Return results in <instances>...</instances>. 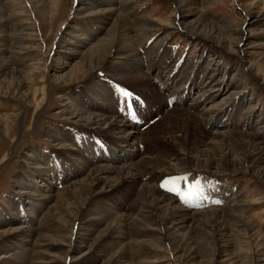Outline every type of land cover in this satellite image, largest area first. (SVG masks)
Listing matches in <instances>:
<instances>
[{
  "label": "rangeland",
  "instance_id": "obj_1",
  "mask_svg": "<svg viewBox=\"0 0 264 264\" xmlns=\"http://www.w3.org/2000/svg\"><path fill=\"white\" fill-rule=\"evenodd\" d=\"M103 1L0 0V29L6 31L9 47L3 56L13 58L9 66L14 70L0 74V231L27 226L22 236L6 233L0 237V264H32L36 260L44 264H264V159L257 161L252 154L256 147L249 145L253 139L248 136L264 129V0H198V6L182 7L173 0H132L121 6L119 11L128 19L162 22L153 23L156 30L150 34L146 30L136 43L140 54L150 56L146 60L148 68L154 69L149 73L154 82L152 90L144 84L137 86L131 78L130 82L119 80L109 72L107 61L95 66L96 56L81 53L89 48L88 44L73 49L63 42L72 33L83 35L91 43L103 37L105 32L94 34V14ZM85 5L90 9L78 10ZM196 7L202 13L193 14ZM200 14L210 25L202 35H191L176 24L170 25L175 21L198 26ZM257 17L259 21L255 22ZM205 36L214 41L209 43ZM117 45L121 52L125 50L123 43ZM163 51L166 58L155 59L154 55ZM211 61L216 62L227 81L235 76L238 90L245 91L247 101L234 114L193 107L202 92L199 87L183 99L182 106L175 104L181 96L180 87L188 85L187 79L192 77L203 84L205 77H200L196 68L208 69ZM137 66L124 57L114 68L134 74ZM85 68L88 73L79 77ZM155 68L161 71L159 76ZM145 70L139 69L141 73ZM182 72L184 84L178 80ZM170 81L172 88L163 89ZM95 84L98 89L108 85L116 93L112 95L113 109L122 111L121 117L130 118L141 132V153L131 161L147 156L142 168L163 171H170L172 163L184 164V172L154 171L143 181L148 179L178 206L196 213L194 224L169 229V222L156 220L166 216L164 208L152 214L144 212L146 208L130 207V186L125 182L112 191L105 183L90 191L86 186L89 181L84 179L86 173L72 172L75 162L71 157H79L80 153L70 151V141H84L88 129L79 117L70 118L65 108L84 107L89 114L96 112L97 96L89 92ZM155 92L160 93L159 100L152 99ZM222 96L214 101L222 100ZM180 109L200 115L204 123L216 118L225 121L220 128L211 129L215 137L202 143L201 132L206 131L203 123L195 121V126L184 115L182 124L169 116V111ZM249 113V125L242 127ZM179 127L182 137L177 132ZM50 131L62 139L55 142ZM102 140L110 142L106 137ZM128 145L127 149L133 147ZM99 152L98 148L94 153ZM179 153V160L174 161ZM201 167H208L209 172L200 171ZM42 170L48 175L47 181L42 179ZM77 180L78 185L69 187ZM29 183L38 188H45L41 184L50 186L48 191L55 196L46 209L26 196L33 192ZM81 183L84 189L78 191ZM101 190L106 192L98 193ZM116 203L120 205L117 213L132 215L127 227L116 222ZM22 208L31 222L7 224L5 217L11 218ZM34 228L38 237H28ZM160 260L164 261L152 262Z\"/></svg>",
  "mask_w": 264,
  "mask_h": 264
},
{
  "label": "bare ground",
  "instance_id": "obj_2",
  "mask_svg": "<svg viewBox=\"0 0 264 264\" xmlns=\"http://www.w3.org/2000/svg\"><path fill=\"white\" fill-rule=\"evenodd\" d=\"M95 1H97V0H95ZM130 1H132V0H124V1L123 0H105V1H103L104 5H102V8L99 9L94 14V17L97 16V19L95 20V23H94V28H95L94 34H99V33L105 32L103 37L101 39H99L97 42L95 41V43H91L90 41H88L89 39L84 38L83 35L75 34V33H72L70 38H64L63 42L65 40V42L69 43L70 47H72L73 49L80 48L82 46L84 47L88 44L89 48H86L81 53H82V55H84V54L87 55V57L96 56V62L97 63L95 64V66H97L99 64L102 65V63L104 61H107V63H108L107 66L109 68V72L112 75L116 76L119 80L125 81V80L129 79L128 82H130V80L132 79L133 82H137L136 83V84H138L137 86L142 87L143 86L142 84H144L147 86L146 88H150L152 90L153 89L152 86H154V82L150 76L151 74H149V73L153 72L154 69L153 70L151 68L149 69L147 66L148 65L147 60L150 59V56L147 55L146 56L147 60H146L144 55L140 54L138 52V50L136 48L137 47L136 43H137V40H139V39H137V37H139V35H141L142 33H144V32L146 33L147 31L149 33V31H155L156 30L153 23H157V24L161 25L162 22L159 20H154V19L150 20L147 18L146 19L145 18L144 19L143 18H139V19H128V18H126L125 15L121 11H119L120 10L119 8L123 5H126L127 2H130ZM173 1H175V3L179 2L180 7H182L184 5H188V4L190 6H193V5L195 6L198 3V0H178V1L173 0ZM100 3H102V2H100ZM196 6H198V5H196ZM86 8L90 9V7H87L85 5L84 7H79L78 10H82V11L88 10ZM123 9L124 8H122V10ZM198 11L202 13V11L200 9H198L197 7H196V9L194 8L191 12H193V14H194V12L198 13ZM105 14H107L108 16L102 17ZM1 21H0V23H1ZM206 21L207 20H206V18H204V15L202 17V14H200L198 26H193V22L187 23V24L185 23L186 25H184L182 23L177 24L175 21H174L175 23L173 22L170 25L176 24L177 26H180L182 28V30H186L189 34L198 36L204 31L203 30L204 28L206 29V26H210L209 24H207ZM254 21L258 22L259 17H257ZM167 24H169V23H167ZM170 27L172 28L173 26H170ZM204 33H206V32L204 31ZM205 37L209 43H212L214 41L213 37H211V36H205ZM215 38H217V37H215ZM7 39H8V35H6V31H4V28H1L0 29V74H3L5 72H7L8 70H11L12 72L14 71L9 66L10 64H13V58H11L10 55L9 56H3V54H5L6 51H7L6 53L9 52V47L6 44ZM119 42L123 43V47H124L123 50L125 49L123 52H121L122 49H119V46L117 45ZM76 54H79V53H76ZM124 57L128 58L129 62H131L133 64H135V63L138 64V66L135 68L138 71H136L134 74H130L129 72L120 71V69H122V68H120V69L114 68V65L118 64L119 60L123 59ZM154 57H155V59H163V60L166 58L164 56V51H163V53L161 52L160 54L157 53L156 55H154ZM199 58L201 59V56ZM99 61H101V62H99ZM158 61H160V60H158ZM182 62H183L182 64L184 65V59H182ZM208 65H209L208 69L206 67L201 68L199 66L196 68V72L200 73V77H202V78L205 77L203 84L202 83L200 84L198 81L191 79L192 77L187 79L186 83L188 85L185 88H184V85L182 86V88L180 87V91L178 94L181 96H179V97L177 96L176 101H178V102L175 104L182 106L181 102H184L183 99L187 98V96L191 93L192 89H196L199 87V89L200 88L202 89V92L195 99V101L193 103V107H201L202 109H205V112L208 109L211 112H216V110H217L219 113L225 112V113H229V114H231V113L234 114L235 110L238 109L240 106H242V104H244L247 101L245 91L242 89L238 90L239 85L237 84V80H235V76L231 77L227 81L226 76L224 75V73L222 74V72H221L220 68H218L216 62L214 63L211 61V62H209ZM127 67L128 66H125V67H123V69H125ZM175 67H177V65ZM141 68H146V70L141 73V71H139V69H141ZM173 69H174V67H172L169 70V73L170 72L172 73ZM88 70H90L89 67H88ZM88 70L86 68L80 70L79 77H81V76L84 77L88 73ZM155 70H157V69L155 68ZM159 72H161V71H159V69H158L157 74ZM159 74L157 76H159ZM157 76H156V78L158 79ZM178 80H182L183 81L182 84H184L183 72L179 73V79ZM172 83H173L172 81H170L168 83V85L165 83L163 86L164 87L163 89H167L170 87L172 88V86H173ZM107 86H106V88L103 86L100 89H98V84H95L93 87L90 88L89 92H92L94 95L97 96V100H96L97 104L95 105L96 112H92V113L90 112V114H89V112H87V110H85L84 107L81 109H77V108H73V107L72 108L71 107L65 108V113L67 115H69L70 118L79 117V120L85 121L84 126H85V128L88 129V133L85 135L84 141H81V142H76L74 140L70 141L71 147H68V148L70 149V151L79 152L80 153L79 157L81 158L80 159L81 161H80V160H78V158H79L78 156L71 157V159H73L75 162V163L73 162L75 164V169L72 172L75 174L76 173L77 174L86 173V177L84 179L86 181H89L86 184V186L88 189H90V191L95 188V185L100 184V183H103V184L105 183L110 188L109 191H112L113 188L116 185H119L120 182H125L127 185L130 186V189H129L130 191H128V194H127V196L129 197V198L127 197V199L130 201V204H131L130 207H136L138 209L139 208L140 209L146 208V210L144 212H149L152 214H154L157 209L164 208V211L166 212V216H164L163 218H160V216H159L158 218H156V220L158 219L157 221L159 222V221H161V219H163V221L169 222V224H170L169 229L178 230L180 228L187 226V224H189V223L191 224L193 222V224H194L195 219H196V216H195L196 213L188 212L184 208L178 206L175 203V200H173L169 196L162 193L154 185H150L148 182L149 181L148 179H147L148 181L147 180L143 181V178H145V176L146 177L148 175L152 176L150 174L154 171H156V172L161 171V172H164L165 174L179 173L180 171L184 172V171H186V169L183 168L184 164H181L179 166H177V165L180 164L181 162L180 163L178 162V164H176L177 162L175 164H173V163L170 164V165H174L173 167H170V165L167 164L171 170L170 171H167V170L163 171V170H151L148 168H142L140 165H143L146 163L144 158H147V156H142L141 158H139L136 161H131V159L134 156H137V155H139V153H141L140 149L138 147V142H139L138 135L141 132H140L139 128L136 127L135 124H133L131 122V120H129L130 118L129 119L127 118L124 120L121 117L122 111H120L118 109V112H117L113 109L112 102H114V98H112V95H113V97H115L116 93L111 92L108 88L109 86L108 87ZM184 92H185V94H184ZM232 93H233V95H231ZM114 94H115V96H114ZM159 94H160L159 92H155V94L152 96V99L157 98ZM220 94H223L222 100L215 102L214 101L215 98L217 96H219ZM33 97H35V96H33ZM157 100H159V99L157 98ZM161 103H160V106H161ZM210 103H211V105L208 106V104H210ZM115 105L117 106V101L115 102ZM207 106H208V108H207ZM168 114H169V116H171V118H175V119L178 118L181 121L180 123H182V121H183L182 118L184 117V115L187 117V120L192 122V124L195 126H196L195 121L198 123L200 122V124L203 123L204 124L203 128L206 131L203 130L201 132L202 137H200V138H201V142L206 143V144L211 139V138H209L210 136L215 137V134L210 132L211 129L220 128L219 126H223L224 121H225L224 118H223L224 121L222 118L220 119V121H219V119L216 118L210 122H207L208 121V119H207L206 122L204 123L200 119V115H196V114L193 115L191 112L188 111V109L185 111H184V109H180V110L175 111V112L169 111ZM250 116L251 115L249 113L248 118L244 122H242V124H241L242 127L244 125H247V126L249 125L247 122L250 120ZM221 117H224V115H222ZM118 118H120V119H118ZM165 118H166V116H165ZM245 122H246V124H245ZM101 130H103V131H101ZM109 131H111V132H109ZM108 132L110 135L108 134ZM146 132L147 131H144V133H143L144 137H147L145 134ZM177 132L180 133V136L178 135L179 137L183 136V131L180 130V127H179V130H177ZM49 134L52 137V140H54L55 142L62 139L60 135H58V134L56 135V134L52 133L51 131L49 132ZM216 134L221 135V134H223V132H217ZM100 136H102V138H104V137L108 138V140L110 142L107 141L108 143H106L104 140H102V138H100ZM248 136H250V138L253 139V141H251L249 143V145L256 147V151L252 152V154H254L257 161L258 160L262 161L264 159L263 158V155H264V153H263V150H264V129L257 130L254 132L253 135L250 134ZM258 139H260L261 141H259L257 143L256 140H258ZM124 143H127V145H125ZM105 144L107 147L105 146V148H104ZM128 144L133 145V147L130 149H127V147L129 146ZM98 148H99V151H101V152L95 154L94 152ZM201 152H203V151H201ZM84 153H90V154H93V156H90V155H87ZM67 154L69 155L70 152H66V155ZM201 154L204 155V153H201ZM82 155L83 156L86 155V157H89L91 159H88L86 157L83 158ZM180 155L181 154L179 153V155L177 154L176 156H174L175 159H173V160L178 161L179 160L178 157ZM203 155H201V156H203ZM152 158H154V157H152ZM154 159H156V158H154ZM164 164H166V163H164ZM108 165H111V166H108ZM209 166L211 167L212 165L210 164ZM197 168L198 167L196 166V168H194V169L198 170ZM199 169H200V171L209 172L208 167H206L205 169L201 167ZM43 172H44V170H42V174H43L42 179L47 181L46 176H48V175L46 172H44V173ZM30 174L32 175V171H30ZM109 174H112V175H109ZM64 179H63V181L66 182L67 180H64ZM78 183H79L78 180L77 181H71L69 184V187L76 185V184L78 185ZM43 185L45 186V188H38L36 186H33L32 184L30 185V183H29V189L33 192L28 194V195H26V194L25 195L30 200L32 199L33 201H39L40 206L45 207L44 209H46L48 206L47 204L50 201H52V199L54 198L55 195L51 194L48 191V190H50V186L45 185V184H41L40 186H43ZM81 189H84L83 184L79 186V189L77 188L78 191H80ZM105 192L106 191L101 190L98 193H105ZM37 195H40L41 198H36ZM26 203H30V202H26ZM115 207H117V208H115ZM114 208L118 209V210L114 211V212H116L115 215H116V218L118 220V221H116L117 224H119L121 226L122 225L123 226L128 225L130 220L132 219V215H130L124 211H123V213H117L120 210V205L117 203H116V206H114ZM29 217H30V215H27L25 213V209L22 208V209L16 211L14 216H12L11 218L5 217V221H7V224L25 223V222L28 223V222H31V221H29V220H31V219H29ZM26 228H27V226H20V227L11 226L7 230L5 229V230L0 231V237L6 235V233H10L12 235L20 236L22 233H25L27 231ZM36 230L37 229L34 228L31 230V232H29V233L27 232L28 237H33L34 235H35V237H38V233L35 232ZM122 235H123V231H122ZM16 240H18V239H16ZM36 243H37V241H36ZM13 244L14 245L16 244L19 247V245L17 243L13 242ZM5 258H6V256H5ZM162 261H164V260L152 261V262L157 263V262H162ZM187 261H190V260H187ZM42 263H43L42 261L36 260L32 264H42ZM19 264H26V261L21 262Z\"/></svg>",
  "mask_w": 264,
  "mask_h": 264
},
{
  "label": "snow or ice",
  "instance_id": "obj_3",
  "mask_svg": "<svg viewBox=\"0 0 264 264\" xmlns=\"http://www.w3.org/2000/svg\"><path fill=\"white\" fill-rule=\"evenodd\" d=\"M125 95H130V93L124 92Z\"/></svg>",
  "mask_w": 264,
  "mask_h": 264
}]
</instances>
